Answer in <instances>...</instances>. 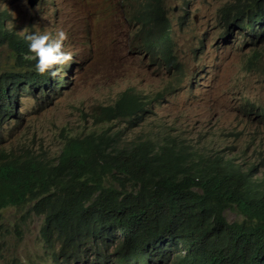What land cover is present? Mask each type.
<instances>
[{
  "label": "trees",
  "instance_id": "1",
  "mask_svg": "<svg viewBox=\"0 0 264 264\" xmlns=\"http://www.w3.org/2000/svg\"><path fill=\"white\" fill-rule=\"evenodd\" d=\"M142 1L135 20L147 37L133 48L161 54V46L173 45L163 0ZM5 4L13 5L0 0V44L22 70L0 74V130L18 116V96L38 91V98L50 97V90L67 85L66 67L60 81L35 73L34 61L25 58L24 34L5 27L11 18ZM216 17L223 36L237 31L250 46L264 42V0H225ZM137 93L128 89L113 103L97 105L91 119L132 122L151 101ZM243 109L248 120L264 122L259 107L246 102ZM118 138V131L107 130L70 138L54 159L0 150V212L29 206L41 217L42 247L53 264L79 260L92 238L91 254L117 242L113 264H264V179L256 178L257 165L243 169L220 151L209 153L199 135L168 133L122 146ZM225 212L235 219L228 221Z\"/></svg>",
  "mask_w": 264,
  "mask_h": 264
},
{
  "label": "rangeland",
  "instance_id": "2",
  "mask_svg": "<svg viewBox=\"0 0 264 264\" xmlns=\"http://www.w3.org/2000/svg\"><path fill=\"white\" fill-rule=\"evenodd\" d=\"M10 1L13 5L7 7L11 12L7 30L20 35L33 26L47 27L52 34L63 30L66 39L62 48L71 53L72 60L66 66L67 85L48 90L50 97L38 98V91L33 96H18V116L2 126L0 150L31 151L54 159L66 140L102 130L111 134L118 131L121 146L146 137L154 141L168 133L195 140L199 135L200 147L210 149L209 153L220 151L243 169L253 163L257 165L256 178L264 179V162L259 163L264 156V122L257 117L248 120L240 107L252 103L264 112V42L253 41L250 46L246 42L249 37H239L237 31L223 36L216 13L225 0L162 1L172 26L173 45L181 49L178 58L183 73L177 74V79L156 64L151 68L138 64V56L125 47L127 30L121 14L136 16L142 9L140 0H111L118 13L107 14L105 19H87L86 0H37L34 6L32 0ZM90 10L95 11V5ZM138 44L136 41L135 46ZM192 46L200 52L195 58ZM110 51L112 69L103 73L109 83L97 89L92 79L95 61ZM17 70H22L19 61L0 44V74ZM61 78L60 71L55 79ZM135 80H141L135 86L139 95L157 100L156 104H149L132 122L99 125L91 119L97 105L113 103ZM28 207L0 212V264H53L51 251L42 247V218L32 215ZM224 216L228 221L235 219L230 212ZM94 240L71 264H113L94 256L113 259L116 239H111L115 241L113 247L98 245L102 254H91L89 246ZM58 245L54 247L59 249Z\"/></svg>",
  "mask_w": 264,
  "mask_h": 264
},
{
  "label": "clouds",
  "instance_id": "3",
  "mask_svg": "<svg viewBox=\"0 0 264 264\" xmlns=\"http://www.w3.org/2000/svg\"><path fill=\"white\" fill-rule=\"evenodd\" d=\"M36 3L37 0H32L31 6H34ZM92 5H95V11L90 10ZM7 7L9 6L5 4V9L10 12V10L7 9ZM86 9H87L86 12L87 19H91L94 17L105 19V16L107 14L116 15L118 13V11L114 8L111 0H102L101 3L98 2L97 0H86ZM121 16L124 21L125 28L127 30L125 47L128 49L130 54L138 56V60H139L138 64H143L149 68H151L152 63L156 64L159 67L165 68L172 76H174L177 79V76L183 73L178 58V53L181 51V49H177L174 45L169 46L168 48L161 46L162 48L159 50L161 51V54L155 50L157 56H152L147 53H143L135 50L133 47L135 46L136 41H139V44L136 46H139L141 44L144 45L143 39L146 38L147 36L141 37L142 28H141V24L135 20L136 16L129 17L123 14H121ZM166 17H167V11H166ZM22 32L24 33L23 39L26 41V46H27V52L25 53V58L29 61H34V71L38 75H47L49 78L54 79L58 76L60 71L62 73V68L66 67L71 62L72 60L71 53L64 51L62 48V42L66 39V34L63 30H57L55 34H52L47 27L41 29L39 26H33L31 31L25 29ZM118 34L120 33L118 32ZM170 36L172 40L171 23H170ZM193 48L195 49L194 52V58H195L196 56L200 55V52L197 48L195 47ZM111 52L112 51L108 53V56L99 57L95 61V65L92 71V79L94 82V86L97 89H104L109 83V79L104 78L103 73L104 72L108 73L112 69V63L110 58ZM92 60H93L92 58L89 59L88 63L92 62ZM142 67L138 69H134V71H132V74H135V71L140 70ZM140 81L141 80H135L134 82H131V84L128 85L125 88V90L121 92V94L128 89H135V86ZM135 92L137 93L136 90ZM156 103L157 100H151L146 104L145 108L149 106V104L154 105ZM240 107L244 108V105L240 104ZM163 130H167V129L163 128ZM168 130H173V129H168ZM177 130L179 131V129ZM50 256L52 258V255ZM94 257L97 258L103 257L101 259L109 263H113V259H109L108 257H105V255L102 256L95 255Z\"/></svg>",
  "mask_w": 264,
  "mask_h": 264
}]
</instances>
